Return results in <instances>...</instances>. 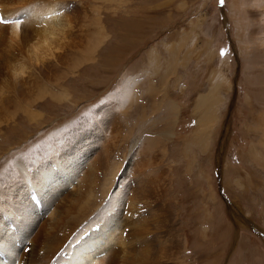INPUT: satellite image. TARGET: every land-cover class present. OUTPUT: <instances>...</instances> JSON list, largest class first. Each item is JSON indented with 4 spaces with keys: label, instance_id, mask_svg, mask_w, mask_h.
<instances>
[{
    "label": "rangeland",
    "instance_id": "1",
    "mask_svg": "<svg viewBox=\"0 0 264 264\" xmlns=\"http://www.w3.org/2000/svg\"><path fill=\"white\" fill-rule=\"evenodd\" d=\"M53 1L76 44L62 58L29 62L0 39V179L87 141L104 198L123 187L124 246L155 237L152 264H264V0H242V43L233 0ZM17 2L6 20L26 13L27 47L46 0Z\"/></svg>",
    "mask_w": 264,
    "mask_h": 264
},
{
    "label": "bare ground",
    "instance_id": "2",
    "mask_svg": "<svg viewBox=\"0 0 264 264\" xmlns=\"http://www.w3.org/2000/svg\"><path fill=\"white\" fill-rule=\"evenodd\" d=\"M17 1L18 8L14 6L13 0H0V13L4 19L20 10ZM60 6L63 5L46 0L42 9L36 8L39 17L34 24L39 33L25 44L27 47H23V43L27 38L25 34L30 31L25 28L24 23L20 26L15 23L4 25L5 27L0 25V39H7L8 51L18 48L27 61L40 64L53 63L62 58L67 48L76 44L71 40V27L62 26L59 22L62 13L61 11L58 15L62 10ZM229 10L230 17L237 26V38L242 43V0H233ZM18 18L24 20L27 15L20 13ZM85 50V54L93 52L89 47ZM10 54L6 58V66L14 79L22 78L26 74L24 66L11 58L12 52ZM1 57L5 59L6 56L0 53V60ZM224 80L225 78L218 76L216 87ZM54 149L57 151L56 146L43 150L38 158L48 152L50 156L47 154L42 161L34 159L31 164L15 162L10 176L0 179V264H5L1 257L6 259V264H14L15 261V264H115L117 257L111 248L115 245L124 246L122 234L120 236L122 229H119L120 225L117 223L125 203L123 187L118 184L116 190L109 191V199L104 198L109 186L104 179H94L95 167L92 163L95 148L87 141L74 147H63L61 153L52 152ZM111 175L114 176L115 173ZM123 217L125 218L124 215ZM50 220L51 231L40 241L44 231L43 224ZM130 225L133 226L131 223ZM149 240L150 238L141 241V247L132 241L135 246L128 244V248L125 245L120 249V264H152L155 252H150L148 248L153 250L155 237L152 241ZM26 241L29 243L23 247ZM158 243L161 245V241ZM162 250L166 253V250ZM63 252L65 256L68 255V261L61 260V256L65 257Z\"/></svg>",
    "mask_w": 264,
    "mask_h": 264
},
{
    "label": "snow or ice",
    "instance_id": "3",
    "mask_svg": "<svg viewBox=\"0 0 264 264\" xmlns=\"http://www.w3.org/2000/svg\"><path fill=\"white\" fill-rule=\"evenodd\" d=\"M223 2H224V0H220V3L221 4H223ZM12 23H15V24H17L18 26H20V25H22L24 22L23 21H21L20 19H15V20H11V21H9V20H6V19H4L3 17H0V25H9V24H12ZM22 30V29H21ZM220 55L221 56H224L225 55V50L224 49H221V51H220ZM101 103H103V101H101ZM193 123H195V122H193Z\"/></svg>",
    "mask_w": 264,
    "mask_h": 264
}]
</instances>
